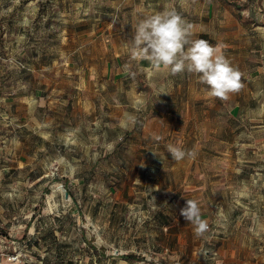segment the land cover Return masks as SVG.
I'll use <instances>...</instances> for the list:
<instances>
[{
	"label": "rangeland",
	"instance_id": "1",
	"mask_svg": "<svg viewBox=\"0 0 264 264\" xmlns=\"http://www.w3.org/2000/svg\"><path fill=\"white\" fill-rule=\"evenodd\" d=\"M171 9L226 46L238 93L131 57ZM4 263L264 264V0H0Z\"/></svg>",
	"mask_w": 264,
	"mask_h": 264
},
{
	"label": "clouds",
	"instance_id": "2",
	"mask_svg": "<svg viewBox=\"0 0 264 264\" xmlns=\"http://www.w3.org/2000/svg\"><path fill=\"white\" fill-rule=\"evenodd\" d=\"M192 29V24L175 9L148 15L135 26L129 54L133 59L147 60L157 72L166 69L171 75L195 73L208 86L210 97L229 99L230 94L244 87L243 73L225 55V45L192 39ZM167 151L177 162L194 156L193 151L180 145L168 144ZM180 215L195 226L196 236L203 237L208 232L209 224L201 219L197 200L187 199Z\"/></svg>",
	"mask_w": 264,
	"mask_h": 264
},
{
	"label": "trees",
	"instance_id": "3",
	"mask_svg": "<svg viewBox=\"0 0 264 264\" xmlns=\"http://www.w3.org/2000/svg\"><path fill=\"white\" fill-rule=\"evenodd\" d=\"M125 258L131 259V258H133V256L131 254H129V255H126Z\"/></svg>",
	"mask_w": 264,
	"mask_h": 264
},
{
	"label": "bare ground",
	"instance_id": "4",
	"mask_svg": "<svg viewBox=\"0 0 264 264\" xmlns=\"http://www.w3.org/2000/svg\"><path fill=\"white\" fill-rule=\"evenodd\" d=\"M4 264H7V263H4Z\"/></svg>",
	"mask_w": 264,
	"mask_h": 264
},
{
	"label": "built area",
	"instance_id": "5",
	"mask_svg": "<svg viewBox=\"0 0 264 264\" xmlns=\"http://www.w3.org/2000/svg\"><path fill=\"white\" fill-rule=\"evenodd\" d=\"M14 259H15V257H14Z\"/></svg>",
	"mask_w": 264,
	"mask_h": 264
},
{
	"label": "water",
	"instance_id": "6",
	"mask_svg": "<svg viewBox=\"0 0 264 264\" xmlns=\"http://www.w3.org/2000/svg\"><path fill=\"white\" fill-rule=\"evenodd\" d=\"M68 194V193H67Z\"/></svg>",
	"mask_w": 264,
	"mask_h": 264
}]
</instances>
